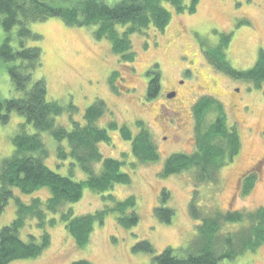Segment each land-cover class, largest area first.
<instances>
[{
    "label": "rangeland",
    "instance_id": "374dc122",
    "mask_svg": "<svg viewBox=\"0 0 264 264\" xmlns=\"http://www.w3.org/2000/svg\"><path fill=\"white\" fill-rule=\"evenodd\" d=\"M198 6L194 13L177 14L173 11L172 20L164 31L148 28L132 35L133 51L136 52L133 63L122 62L107 39H96L94 26H70L57 17L30 23L31 29L42 35L43 64L34 77L46 79L48 98L57 100L63 106L73 104L78 108L73 118L80 121H84L85 111L97 98L103 99L112 112L111 119L131 127L133 133L138 130L135 126L137 121L145 123L160 159L153 163L139 161L133 155L131 142L124 140L121 131L108 127L109 114L99 119L97 126L109 128L112 138L109 143H99L102 154L108 158H126L128 164L122 169L131 174L132 182L116 184L106 192L86 188L80 201L71 207L76 215L91 214L113 203L108 195L123 200L134 194L140 214L139 223L125 227L117 223L115 213H109L103 224L95 223L90 241L85 247H80L60 221L49 228L50 245L40 256L19 259L10 264H72L83 258L96 264H159L154 259L155 254L134 249L143 240L153 244L156 254L171 246L176 252L179 250L186 255L185 251L198 225L189 209L197 186L193 171L165 178L160 174L164 161L174 152H194L195 120L192 107L194 101L205 94L217 97L222 102L229 122L239 126L243 145L238 157L218 171V183L200 185L201 208L209 214L215 208L223 212H252L264 206V82L260 87H255L253 82L234 79L204 59L206 49L218 46L222 34L226 33L232 36L225 49L232 67L238 70L252 68L260 54H264V0H201ZM2 41L3 37L0 43ZM155 65L161 71V89L156 97L148 100L151 76L147 71ZM112 71L119 73L117 90L110 84ZM178 80L185 83L180 85ZM207 87L209 92L206 91ZM171 90L178 92L184 110V114H179L173 121V117L168 119V114L162 111L163 106L176 108L175 102L167 98ZM13 92L15 90L12 89L7 68L0 63V94L3 98H10ZM23 118L13 112L9 123H0V163L11 156V139ZM55 119L57 124L67 129L73 127V119L67 112ZM42 138L51 151L45 160L47 165L67 175L68 163L58 166L60 162L52 135L45 132ZM260 161V171L252 170L241 179L246 170ZM132 162L136 163V167L131 165ZM74 172L76 180L85 177L78 166ZM252 172L256 173L253 186L245 192L244 184L253 175ZM165 189L170 191V205L176 210L171 223L162 222L154 215L158 197ZM46 193L48 189H43L34 196L45 197ZM14 195L24 200L33 197L23 195L18 188L14 189ZM5 207L0 212V231L16 218L14 199ZM31 225L26 226L22 237H27L31 232L36 235L41 233L40 229ZM221 264H264V245L233 261L222 260Z\"/></svg>",
    "mask_w": 264,
    "mask_h": 264
},
{
    "label": "trees",
    "instance_id": "16d2710c",
    "mask_svg": "<svg viewBox=\"0 0 264 264\" xmlns=\"http://www.w3.org/2000/svg\"><path fill=\"white\" fill-rule=\"evenodd\" d=\"M201 0H0V63L7 68L15 90L10 98L0 94V123L7 124L12 113L24 117L14 131L11 142L13 151L0 163V212L14 199L16 218L0 231V264H10L19 259L36 258L50 245L49 228L62 221L78 246L85 247L91 239L95 223L103 224L106 215L115 213L122 226L133 227L139 223L136 196L117 200L108 195L113 203L91 214L76 215L71 205L79 202L86 188L106 192L116 184L131 183V174L122 169L128 164L126 158L104 157L100 142L109 143L112 138L107 128L97 126L99 119L110 116L108 127L119 129L121 136L131 142L135 158L141 162L159 160L158 148L149 128L137 121V132L125 124L111 119L112 112L101 98H97L85 111L84 121L73 118L78 110L73 104L61 105L48 98L47 81L36 78L34 73L42 68V35L34 32L30 23L57 17L70 26L95 27L98 40L107 39L112 51L120 55L122 62L133 63L131 36L148 28L164 31L172 20L173 11L194 13ZM231 34H222L221 42L206 49L205 58L215 69L234 79L253 82L260 87L264 82V54L250 69L233 68L225 49ZM149 69L151 78L147 90L148 100L156 97L161 89V71L157 65ZM118 71L109 77L112 87L118 89ZM68 113L73 127L67 129L56 123V116ZM211 112V122L210 119ZM195 150L192 153L174 152L164 161L161 176H171L193 171L195 186L189 204L190 214L197 220L196 232L186 255L168 246L161 253L148 240L135 246L155 254L159 264H221L222 260L233 261L246 252H253L264 245V206L247 212L214 209L208 214L200 206V185L218 183V171L233 162L240 154L243 142L239 126L230 123L224 106L216 97L204 96L194 107ZM49 132L55 140L58 165L68 163V174L54 171L45 160L51 151L42 133ZM65 162V163H64ZM131 165L136 167V163ZM85 173L83 179H75V168ZM97 166H99L97 168ZM254 173L244 184L245 192L251 190ZM18 188L23 195L33 196L24 200L14 195ZM48 189L43 197L34 196ZM170 191L165 189L158 197L154 215L165 223H171L176 210L170 205ZM106 207V206H105ZM31 222L33 224L31 225ZM237 224H239L237 226ZM36 227L41 233H29L22 237L26 226ZM232 228V229H231ZM236 228V229H235ZM231 229V230H230ZM189 253V254H188ZM72 264H96L83 258Z\"/></svg>",
    "mask_w": 264,
    "mask_h": 264
},
{
    "label": "flooded vegetation",
    "instance_id": "af4514ba",
    "mask_svg": "<svg viewBox=\"0 0 264 264\" xmlns=\"http://www.w3.org/2000/svg\"><path fill=\"white\" fill-rule=\"evenodd\" d=\"M204 59H205V55H204ZM206 60V59H205ZM183 73H185L184 71H183ZM179 82V84L180 85H182V83H185V82H183L182 81V83H181V81L180 80H178ZM206 91L207 92H209L208 91V87H207V89H206ZM171 93V94H170ZM170 93H168V94H170V95H167L168 97L167 98H170L173 102H175V105H174V107H176L175 109L174 108H172V109H170L169 107H167V106H163L162 107V111H164L166 114H168L167 116H168V119H171L172 117V121H173V119H175L177 116H179V114L180 115H183L184 114V110H183V107H182V104L180 103V100L178 99V92L176 91V90H171V92ZM171 95H173L172 96V98L170 97ZM204 96H206L208 99H209V94H205ZM202 98V97H201ZM201 98H198V99H196L195 101H194V105H193V107H192V113H193V115H194V120L196 121V119H195V113H194V107H195V105L198 103V101L201 99ZM210 117H211V112H210ZM195 121H194V123H195ZM195 126H196V123H195ZM165 138H166V136H164ZM195 145V144H194ZM192 153V152H191ZM262 163V161H260L258 164H256V165H254V166H252V167H250V169H248V170H246L244 173H243V175L241 176V179H244L247 175H248V173H250L252 170H254V171H260V164ZM258 165V166H257ZM257 166V167H256ZM252 173H254V174H256L255 172H252ZM250 175V174H249Z\"/></svg>",
    "mask_w": 264,
    "mask_h": 264
},
{
    "label": "water",
    "instance_id": "95a60500",
    "mask_svg": "<svg viewBox=\"0 0 264 264\" xmlns=\"http://www.w3.org/2000/svg\"><path fill=\"white\" fill-rule=\"evenodd\" d=\"M173 95H171L170 97L172 98Z\"/></svg>",
    "mask_w": 264,
    "mask_h": 264
}]
</instances>
